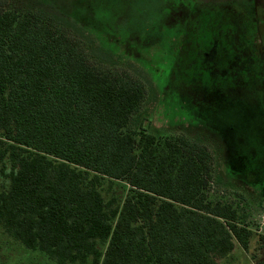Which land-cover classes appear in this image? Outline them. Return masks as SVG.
Listing matches in <instances>:
<instances>
[{"label":"trees","instance_id":"16d2710c","mask_svg":"<svg viewBox=\"0 0 264 264\" xmlns=\"http://www.w3.org/2000/svg\"><path fill=\"white\" fill-rule=\"evenodd\" d=\"M144 99L54 16L0 0L3 232L54 264H217L247 250L238 211L208 197L209 150L129 131ZM115 181L127 183L118 203L102 194Z\"/></svg>","mask_w":264,"mask_h":264},{"label":"rangeland","instance_id":"374dc122","mask_svg":"<svg viewBox=\"0 0 264 264\" xmlns=\"http://www.w3.org/2000/svg\"><path fill=\"white\" fill-rule=\"evenodd\" d=\"M54 16L97 68L126 73L145 99L129 131L184 137L213 158L211 201L252 235L217 264L264 258V0H13ZM7 181L0 176V189ZM125 181L105 182L122 202ZM0 264H54L0 228ZM91 264V263H87Z\"/></svg>","mask_w":264,"mask_h":264}]
</instances>
